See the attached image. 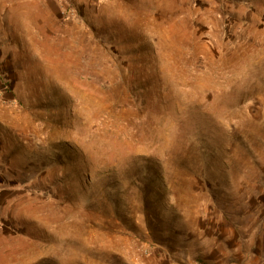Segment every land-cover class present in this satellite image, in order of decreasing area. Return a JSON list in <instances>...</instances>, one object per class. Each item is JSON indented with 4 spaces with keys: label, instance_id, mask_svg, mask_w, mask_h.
<instances>
[{
    "label": "rangeland",
    "instance_id": "rangeland-1",
    "mask_svg": "<svg viewBox=\"0 0 264 264\" xmlns=\"http://www.w3.org/2000/svg\"><path fill=\"white\" fill-rule=\"evenodd\" d=\"M0 264H264V0H0Z\"/></svg>",
    "mask_w": 264,
    "mask_h": 264
}]
</instances>
